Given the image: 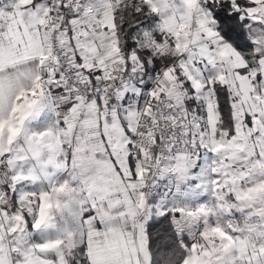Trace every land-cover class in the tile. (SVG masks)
<instances>
[{"label":"snow or ice","instance_id":"snow-or-ice-1","mask_svg":"<svg viewBox=\"0 0 264 264\" xmlns=\"http://www.w3.org/2000/svg\"><path fill=\"white\" fill-rule=\"evenodd\" d=\"M0 264H264V0H0Z\"/></svg>","mask_w":264,"mask_h":264}]
</instances>
